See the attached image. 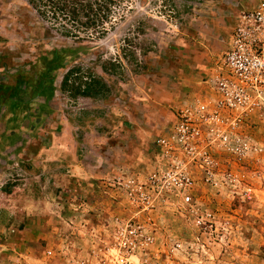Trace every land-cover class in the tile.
Instances as JSON below:
<instances>
[{"label": "rangeland", "instance_id": "1", "mask_svg": "<svg viewBox=\"0 0 264 264\" xmlns=\"http://www.w3.org/2000/svg\"><path fill=\"white\" fill-rule=\"evenodd\" d=\"M256 2L121 0L104 35L75 36L0 0V264H264V103L237 122L247 153L212 145L190 203L150 189L159 135L214 96L201 70ZM94 79L108 91L83 95ZM131 219L153 241L128 254Z\"/></svg>", "mask_w": 264, "mask_h": 264}, {"label": "built area", "instance_id": "2", "mask_svg": "<svg viewBox=\"0 0 264 264\" xmlns=\"http://www.w3.org/2000/svg\"><path fill=\"white\" fill-rule=\"evenodd\" d=\"M205 84L214 96L181 104L175 124L158 137L160 167L150 178L157 197L190 203L198 170H204V179L214 174L218 163L210 148L216 142L230 145L238 155L250 149L237 132V122L264 103V0L239 13ZM116 235L117 247L128 254L146 249L153 241L145 227L132 219L121 222Z\"/></svg>", "mask_w": 264, "mask_h": 264}, {"label": "trees", "instance_id": "3", "mask_svg": "<svg viewBox=\"0 0 264 264\" xmlns=\"http://www.w3.org/2000/svg\"><path fill=\"white\" fill-rule=\"evenodd\" d=\"M44 19H50L65 34L76 35L82 28L91 36L104 35L111 18L112 7L121 0H28ZM93 84L101 88L92 89ZM105 88V89H103ZM108 91L106 85L94 79L83 95L97 97Z\"/></svg>", "mask_w": 264, "mask_h": 264}, {"label": "crops", "instance_id": "4", "mask_svg": "<svg viewBox=\"0 0 264 264\" xmlns=\"http://www.w3.org/2000/svg\"><path fill=\"white\" fill-rule=\"evenodd\" d=\"M207 60V59H206ZM213 62H214V60H213ZM209 65H210V62L208 63V65H206V67H205V69L206 68H208L209 67ZM213 66H214V64L213 63H211V65H210V67H209V69L208 70H201V83H200V85H202V83H205V80L207 79V77H209L211 74H212V71H213ZM202 87V86H201ZM158 106H164L162 103H158L157 104ZM165 107V106H164ZM144 133H142V132H139L138 133V140H139V143H142V144H147V142H148V139H147V137H146V135L144 136L143 135Z\"/></svg>", "mask_w": 264, "mask_h": 264}]
</instances>
